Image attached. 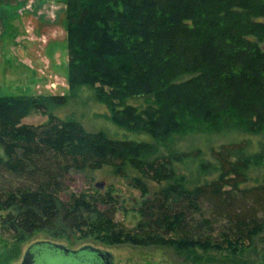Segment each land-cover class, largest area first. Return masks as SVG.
<instances>
[{
	"label": "trees",
	"instance_id": "trees-1",
	"mask_svg": "<svg viewBox=\"0 0 264 264\" xmlns=\"http://www.w3.org/2000/svg\"><path fill=\"white\" fill-rule=\"evenodd\" d=\"M65 1L70 89L94 88L115 121L165 142L175 134L221 132L228 120L239 130L240 123L257 118L261 124L249 127L264 136V0ZM241 16L244 26L236 22ZM203 22L216 28L200 43ZM207 47H214L209 63L203 56ZM243 87L249 94L261 89L259 100L253 92L247 97ZM143 97L150 101L143 111L127 105ZM67 103L66 96L0 97V211L9 212L0 233L8 239L44 230L86 231L106 233L115 243L225 250L263 229L264 181L241 188L253 166L250 142L224 144L212 150V161L200 160L199 149L159 158L155 144L112 141L55 115ZM29 111L47 121L21 125ZM260 155L264 161V144ZM130 162L158 182H176L178 168L197 163V175L217 178L147 201L135 230L112 229L117 223L110 195L61 200L70 168L114 164L122 172Z\"/></svg>",
	"mask_w": 264,
	"mask_h": 264
},
{
	"label": "rangeland",
	"instance_id": "rangeland-1",
	"mask_svg": "<svg viewBox=\"0 0 264 264\" xmlns=\"http://www.w3.org/2000/svg\"><path fill=\"white\" fill-rule=\"evenodd\" d=\"M191 9L194 13L198 11L195 4ZM245 18L246 16H241L236 22L244 26ZM199 28L202 40L200 43H203L205 35L216 27L203 22ZM216 38L218 43L219 36ZM198 46L197 44L196 47ZM213 48L210 47V50ZM210 50L207 47L203 55L208 59V63L212 60ZM68 52L65 0H0V97L66 96L67 105L57 110L55 115L78 122L87 133H104L112 141L155 144L159 150V158L199 149L202 152L200 160L212 161V150L230 142L248 141L250 146L247 154L253 166L248 173V182L241 188L253 189L263 185L264 161L260 154L264 136L262 133L253 134V129L249 127L251 124H261L257 118H252L251 124L240 123L239 130H235L234 120H228L221 132L215 130L209 133L200 130L190 134H175L165 142L155 140L141 129L130 128L115 121L111 108L105 101L97 98L94 88L80 85L70 89ZM190 59L184 58L185 61ZM235 93L237 92L233 95ZM243 93L247 97L251 95L244 87ZM253 93L259 100L261 89L258 88ZM149 102L143 97L130 99L127 105L143 111ZM255 103L259 104L258 101ZM253 104L251 100L248 103L249 107ZM177 106L174 104L172 107L177 109ZM46 121L47 117L41 113L29 111L23 117L21 125L38 126ZM0 158H4L1 145ZM197 166L198 163L191 167L178 168L179 179L173 183L158 182L144 176L136 169L134 162L127 163L122 172H119L114 164H103L99 168H70L67 183L69 189L62 193L60 198L67 202L72 195H86L92 198L110 195L115 210L114 221L117 223L112 229L121 226L125 230H135L142 220V210L147 201L153 203L164 191L181 187L193 190L217 178V174L203 177L197 175ZM98 206L101 211L108 208L101 203ZM8 213L0 211V227L1 218ZM105 234L44 230L36 231L17 241L0 233V264H21L30 246L43 241L61 245L71 251L91 246L108 252L112 256V264H264V227L249 240L240 241L225 250L196 247L181 251L174 246L159 244L115 243L107 240ZM52 260L54 264L64 261L62 257Z\"/></svg>",
	"mask_w": 264,
	"mask_h": 264
},
{
	"label": "water",
	"instance_id": "water-1",
	"mask_svg": "<svg viewBox=\"0 0 264 264\" xmlns=\"http://www.w3.org/2000/svg\"><path fill=\"white\" fill-rule=\"evenodd\" d=\"M58 257H62L64 261L57 264H112V256L108 252L91 246L71 251L61 245L44 241L30 246L21 264H54L52 258Z\"/></svg>",
	"mask_w": 264,
	"mask_h": 264
}]
</instances>
